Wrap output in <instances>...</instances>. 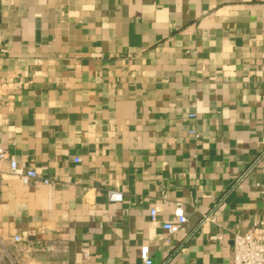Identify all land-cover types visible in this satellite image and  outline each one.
<instances>
[{
	"label": "crops",
	"instance_id": "obj_1",
	"mask_svg": "<svg viewBox=\"0 0 264 264\" xmlns=\"http://www.w3.org/2000/svg\"><path fill=\"white\" fill-rule=\"evenodd\" d=\"M0 149L51 181L0 162V264H232L264 224V0H0Z\"/></svg>",
	"mask_w": 264,
	"mask_h": 264
},
{
	"label": "built area",
	"instance_id": "obj_2",
	"mask_svg": "<svg viewBox=\"0 0 264 264\" xmlns=\"http://www.w3.org/2000/svg\"><path fill=\"white\" fill-rule=\"evenodd\" d=\"M194 118L192 114L190 116ZM191 135H195L196 138L199 136L195 131L190 132ZM9 162L10 171L13 175L21 178L24 185H50L51 181L48 179L41 178L34 169L24 170L21 168L14 157L0 149V162ZM80 160H77V163ZM108 200L110 203H122L124 195L122 192L117 190H111L108 192ZM159 212L157 210L151 211V220L157 221ZM174 216L176 219L175 223H164L163 229L167 234L172 237L179 233L182 228L187 224L188 220L184 212L182 203L175 204ZM1 232V225H0ZM15 244H23L26 242L22 237L16 236L13 239ZM32 247L43 253H54L57 250L61 253H66V248H56L53 244H46L41 240L30 242ZM0 244H3L0 236ZM233 251H232V264H264V224H255L244 232H236L232 238ZM141 264H154L149 246H143L140 250Z\"/></svg>",
	"mask_w": 264,
	"mask_h": 264
}]
</instances>
